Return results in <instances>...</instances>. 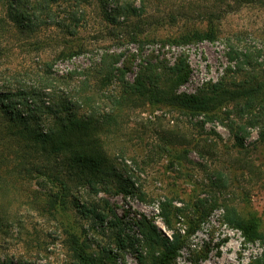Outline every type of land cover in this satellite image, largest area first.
Instances as JSON below:
<instances>
[{"label":"rangeland","instance_id":"1","mask_svg":"<svg viewBox=\"0 0 264 264\" xmlns=\"http://www.w3.org/2000/svg\"><path fill=\"white\" fill-rule=\"evenodd\" d=\"M8 5L0 1V91H25L31 108L39 103L30 88L50 90L48 84L67 92L85 75L68 80L66 74H87L106 54L122 69L121 81L103 88L106 112L116 88L127 90L139 77L174 96L199 94L206 83L222 79L234 87L243 78L240 68L264 67L262 0H58L50 4L52 13L37 18L40 29L31 35L15 28ZM77 22L76 35L65 33ZM207 30L213 39L190 37ZM235 50L246 57L231 58ZM181 65L191 74L177 88ZM244 103L233 100L206 115L135 93L117 108L116 127L106 129L108 154L98 170L78 165L72 175L57 163L66 189H53L59 206L52 215L44 195L49 181L9 170L12 187L3 197L14 202V215L22 221L0 234V264H79L73 236L96 256L95 264H152L136 220L146 217L171 237L204 207L205 218L170 264H264V239L246 238L231 222L242 219L264 235V112L255 119L248 113L238 117L236 106L245 108ZM165 201L183 209L171 227L161 216ZM109 250L117 254L113 263Z\"/></svg>","mask_w":264,"mask_h":264},{"label":"trees","instance_id":"2","mask_svg":"<svg viewBox=\"0 0 264 264\" xmlns=\"http://www.w3.org/2000/svg\"><path fill=\"white\" fill-rule=\"evenodd\" d=\"M4 1L9 3L8 13L15 28L22 35H31L40 29L41 22L38 23L37 18L44 13H52L50 4L58 0H44L42 3H34L33 0ZM49 24L61 26L58 23ZM79 25V22L75 23L74 29L65 33L76 35L75 32ZM190 37L191 39H213L214 35L212 30H207L204 33L195 31L190 34ZM241 54L235 50L231 52L230 57L236 58ZM242 55L246 57L245 54ZM110 58L112 55L106 54V57L93 66L87 74L85 72L66 74L68 80L72 79L74 75H85L74 86L69 85L70 89L67 92L59 91L56 87L48 84L44 87L50 90L30 88L29 93L35 98V102L39 103L33 104L32 108L29 104L28 93L25 91H0V234L5 235L12 224H19L22 221L20 215H14V207H12L14 202L7 196L3 197V193L12 187L5 176L7 172L14 170L19 175L34 174L47 179L51 188H48L44 194L48 197L46 211L51 215L54 214L59 206V195L53 189L59 184L63 190L66 189V183L58 177L57 169H55L57 163L60 161L62 167L68 169L72 175V170L78 165L96 167L98 170L97 165L108 154L105 146L106 129L116 127L115 121L119 113L117 108L123 107L126 99L135 96V93L139 97L147 98L151 103L169 100L180 109H191L194 113H205L206 115L210 112H217L224 104L237 99L245 101V108L239 104L236 106L238 117L241 113H248V115L252 114L255 119L257 113L264 112V67L258 63L250 70L240 68L239 72L243 73V78L234 87L232 84L224 83L222 81L224 79H222L206 83L198 90L199 94L168 95L167 92L159 90V88L153 90L145 80L139 77L131 82V86L127 90L120 87L119 91L116 88L114 96L109 102L112 108L106 112L102 108V102L106 98L103 88L107 82L115 78L120 82L119 72L122 71L109 62ZM245 63L249 67L251 66L249 60ZM150 68H155V66L151 63ZM179 68L181 73L174 82L177 88L187 82L191 74V69L187 65H181L177 69ZM90 76L94 78V83H91ZM153 77L154 80H159L160 73L154 74ZM43 80L49 82L47 78ZM14 97H18V100H14ZM94 104L96 105L93 106ZM111 134H115V132ZM261 138L264 141V131L261 132ZM170 147H172L171 144ZM59 153H62V158L59 157ZM62 203L64 204L65 201H62L61 205ZM160 210L161 216L169 227L177 213H181V217L183 213V209L177 208L168 201L161 203ZM197 212L196 217L195 214L189 217V227L183 232L180 229L174 230L171 237L165 235L146 217L136 220L139 233L144 236L143 242L151 247L152 264H170L177 258L179 250L187 241L188 234L206 216L205 207ZM116 219L120 220L117 216ZM231 222L243 230L246 238L264 239V235L258 231L254 224L250 225L242 219H234ZM73 238L74 243L71 247L78 263L95 264L96 256L87 251L85 244L78 237L73 236ZM126 239L124 238L120 242L121 248L125 247ZM131 241L134 244L135 237ZM107 256L110 263L116 261L117 254L113 250H109ZM257 261L260 262V260Z\"/></svg>","mask_w":264,"mask_h":264}]
</instances>
